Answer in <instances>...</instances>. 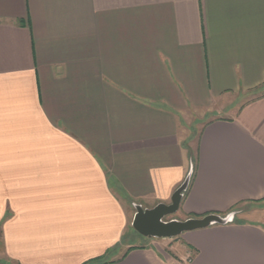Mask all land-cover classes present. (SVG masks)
Listing matches in <instances>:
<instances>
[{"label": "crops", "instance_id": "crops-1", "mask_svg": "<svg viewBox=\"0 0 264 264\" xmlns=\"http://www.w3.org/2000/svg\"><path fill=\"white\" fill-rule=\"evenodd\" d=\"M191 163L232 221L124 240ZM95 258L264 264V0H0V261Z\"/></svg>", "mask_w": 264, "mask_h": 264}, {"label": "water", "instance_id": "water-1", "mask_svg": "<svg viewBox=\"0 0 264 264\" xmlns=\"http://www.w3.org/2000/svg\"><path fill=\"white\" fill-rule=\"evenodd\" d=\"M193 164L181 184L174 190L170 202H159L153 207L144 208L140 204H133L135 209L131 227L140 235L148 238H173L183 232L208 227L214 224H225L233 219L234 212L225 216L209 213L201 217H189L186 219L168 218L179 208L180 202L190 183Z\"/></svg>", "mask_w": 264, "mask_h": 264}, {"label": "rangeland", "instance_id": "rangeland-1", "mask_svg": "<svg viewBox=\"0 0 264 264\" xmlns=\"http://www.w3.org/2000/svg\"><path fill=\"white\" fill-rule=\"evenodd\" d=\"M198 125L199 124H194L190 127V129H188L186 131V134H185V145L188 146L191 150H192V153L193 151H195L196 149V142H197V137H198ZM131 214L129 216V223H128V232L126 233V235L123 237L124 240L125 239H128L130 238V242H132L133 244H142V241H141V237L140 235L131 227V220H132V216H133V213L135 211L134 208L131 209ZM173 217V215L169 216L168 218H171ZM133 235L136 236V239L133 238ZM122 238V240H123ZM0 264H4L3 262L0 261Z\"/></svg>", "mask_w": 264, "mask_h": 264}, {"label": "trees", "instance_id": "trees-1", "mask_svg": "<svg viewBox=\"0 0 264 264\" xmlns=\"http://www.w3.org/2000/svg\"><path fill=\"white\" fill-rule=\"evenodd\" d=\"M103 258H95V259H92V260H90L88 263H97V264H102L103 262Z\"/></svg>", "mask_w": 264, "mask_h": 264}]
</instances>
